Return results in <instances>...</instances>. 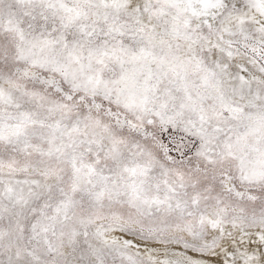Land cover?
<instances>
[{
    "label": "snow or ice",
    "instance_id": "1",
    "mask_svg": "<svg viewBox=\"0 0 264 264\" xmlns=\"http://www.w3.org/2000/svg\"><path fill=\"white\" fill-rule=\"evenodd\" d=\"M0 264H264V0H0Z\"/></svg>",
    "mask_w": 264,
    "mask_h": 264
}]
</instances>
